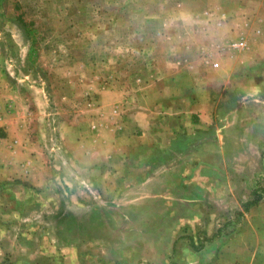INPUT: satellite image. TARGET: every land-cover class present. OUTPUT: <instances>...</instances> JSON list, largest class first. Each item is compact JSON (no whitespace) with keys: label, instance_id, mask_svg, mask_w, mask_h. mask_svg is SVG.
I'll return each instance as SVG.
<instances>
[{"label":"rangeland","instance_id":"obj_1","mask_svg":"<svg viewBox=\"0 0 264 264\" xmlns=\"http://www.w3.org/2000/svg\"><path fill=\"white\" fill-rule=\"evenodd\" d=\"M263 51L264 0H0V264H264Z\"/></svg>","mask_w":264,"mask_h":264},{"label":"crops","instance_id":"obj_2","mask_svg":"<svg viewBox=\"0 0 264 264\" xmlns=\"http://www.w3.org/2000/svg\"><path fill=\"white\" fill-rule=\"evenodd\" d=\"M264 52V51H263ZM212 98V97H211ZM184 99H186V98H184ZM192 99V98H191ZM166 106H167V104H164V102L163 101H161L160 102V105H159V107H157L159 110L157 111L156 110V112L157 113H155V114H159V116L162 114V113H160L161 112V108H163V107H165V111L166 112H168V114H166V113H163V115H162V117H163V119H165V120H167V121H170L171 123L172 122H174V120H176V119H178V118H183V119H185L186 117H187V115H188V118L189 117H191V115H192V113H190V110L191 109H189L188 111H186V109L184 108V107H180V106H178L177 108H173L172 106H170V105H168L167 107L168 108H166ZM208 104H205V107L203 106V108L204 109H201L202 110V113H198L200 116L202 115L203 117H208V114L209 113H211V112H209V108H208ZM165 115H167V116H165ZM160 119H162V118H160ZM155 121H158V119H156ZM175 123V122H174ZM173 125V124H172ZM178 126H180V124H178L177 126L175 125V127H173L175 130L176 129H179L178 128ZM172 134V133H171ZM172 138H173V136H172ZM154 140V139H153ZM152 143H153V141H151L150 142V145H152ZM128 153V152H127ZM113 156L114 155H112L111 157H104L103 158V162L105 161V162H107L108 164L109 163H111L113 160H112V158H113ZM129 158H131L130 156L128 157V158H126L125 157V159H124V161H126V162H128L129 161ZM116 162H120V160H116ZM122 162V161H121Z\"/></svg>","mask_w":264,"mask_h":264}]
</instances>
